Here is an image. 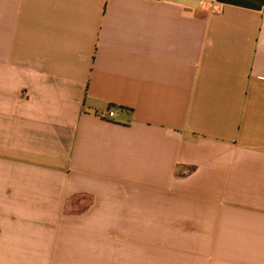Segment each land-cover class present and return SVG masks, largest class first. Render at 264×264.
Wrapping results in <instances>:
<instances>
[{"label":"crops","instance_id":"obj_1","mask_svg":"<svg viewBox=\"0 0 264 264\" xmlns=\"http://www.w3.org/2000/svg\"><path fill=\"white\" fill-rule=\"evenodd\" d=\"M0 264H264V0H0Z\"/></svg>","mask_w":264,"mask_h":264},{"label":"built area","instance_id":"obj_2","mask_svg":"<svg viewBox=\"0 0 264 264\" xmlns=\"http://www.w3.org/2000/svg\"><path fill=\"white\" fill-rule=\"evenodd\" d=\"M114 115V112H109L108 113V116H113Z\"/></svg>","mask_w":264,"mask_h":264}]
</instances>
